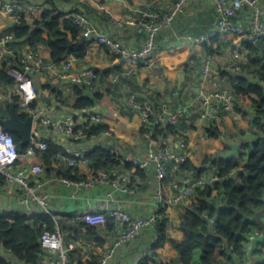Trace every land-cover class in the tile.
<instances>
[{
    "label": "crops",
    "instance_id": "1",
    "mask_svg": "<svg viewBox=\"0 0 264 264\" xmlns=\"http://www.w3.org/2000/svg\"><path fill=\"white\" fill-rule=\"evenodd\" d=\"M4 0H0V4ZM23 3L25 0H20ZM40 5L41 9L48 8L55 4L65 14L70 10L84 11L92 23L103 33L112 34L129 48H140L146 38L145 28L138 23L137 13L139 8L168 9L171 0H137L131 3L128 0H31ZM216 0H190L183 13L175 17L172 24L156 36V50L152 59L145 63L129 65L121 62L107 47L96 42H89L87 51L82 59H77L73 55H67L64 60L73 62V70L79 71L81 67L87 65L99 71V76L94 82L92 89H87L89 94L99 92L101 97L89 109L96 113H101L102 124L112 132L109 136L104 132L80 142L73 141L66 135L52 133L53 138L68 153L74 155L75 152L87 153L95 147L108 149L111 144H115L129 158L143 157L148 148V141L142 135L141 121L138 112L126 102V97L132 90H137L151 96L154 104L166 101L171 108L190 104L195 94L203 89L223 88L229 86L230 76L237 74L234 71L232 50L238 48L242 53V60L249 65V70H242L251 82H259L251 69L258 66L255 62H249L250 53L244 48L240 38L233 34L219 35V42L214 43L213 63L207 76L201 72L202 58L207 53L202 45H196L189 39L191 35H204L214 29L216 24L215 12ZM264 10V0H261ZM38 16L33 17L25 14L24 18L33 21ZM61 18L60 27L63 32L71 36V31L65 26L64 19ZM237 24L249 27V10H240L235 17ZM10 26L7 18L0 13V33ZM231 41V46L228 43ZM18 52L23 51L26 45L17 44ZM38 48L43 54L46 62L50 61V49L45 44H39ZM10 56L0 51V69ZM247 61V62H246ZM106 69L110 70L108 76L101 75ZM58 68H48L46 71L34 75V83L39 93V103L48 110H55L62 114H71L77 124L82 123L83 115L81 110L73 109L63 105L50 93L60 92L63 96L72 93L73 84L57 74ZM239 72V73H240ZM131 79V80H129ZM135 88V89H134ZM45 97H49L50 101ZM252 107L248 104L241 111H233L223 120L218 127V134H213L208 129V123L199 113L177 133L171 134V143L177 150L174 142L183 138L187 145V158L195 166H202L204 171H214L212 161L203 164L207 156L228 157L240 150H248L253 135L251 126ZM37 130V127H36ZM39 135L47 137L39 132ZM59 168L63 175H59L57 170L48 171L44 166V173L38 178L30 177L31 184L42 182L44 188L38 193L46 195L45 203L28 196L24 189L16 185L0 184V210L19 211L25 214L46 212L56 215L62 224H72L75 220H80L79 216L85 209L100 210L109 212L111 209H123L133 216H148L157 211L154 201V191L158 185H162L164 193L168 195L171 190L170 181L179 173L169 168V176L162 184L157 181L155 174L151 170L126 169L125 162L120 161V165L115 166L120 172H126L128 178L126 182L116 183L110 180L99 181L91 185L76 187L67 186L62 183L61 178L67 177L72 180L91 179L94 175L89 164L82 163L75 157L76 165L70 166L69 159L61 157ZM32 161V159L30 160ZM28 162V159H27ZM34 163V162H33ZM133 165V164H132ZM135 166V165H133ZM114 167V166H113ZM138 167V166H137ZM70 172V174H69ZM126 188V190H124ZM28 196L26 202H21ZM179 204H172L176 206ZM175 208V207H174ZM176 209V208H175ZM264 223V211L259 214ZM258 217V216H257ZM176 215L170 216V221H176ZM58 219V220H59ZM105 226H94L97 241L83 238L78 246L83 245L81 260L91 258L92 255H99L111 239L107 237L108 223ZM59 223V222H58ZM114 225V224H113ZM261 225V223H260ZM262 226V225H261ZM264 229V226H262ZM85 230V229H83ZM155 240L153 228L147 229L137 240L120 246L111 264H134L141 254L150 251ZM72 241V240H70ZM101 242V243H100ZM0 255L6 258H13L11 252L0 245ZM17 264H29L14 259Z\"/></svg>",
    "mask_w": 264,
    "mask_h": 264
},
{
    "label": "built area",
    "instance_id": "2",
    "mask_svg": "<svg viewBox=\"0 0 264 264\" xmlns=\"http://www.w3.org/2000/svg\"><path fill=\"white\" fill-rule=\"evenodd\" d=\"M190 0H171L168 9L157 8H139L137 13V21L146 30V38L144 44L140 48H129L125 46L119 39L112 34L101 32L89 19L84 11L70 10L65 16L71 18L79 29V34L86 38L88 42H96L108 48L109 52L118 58L121 62L129 65L148 62L153 58L156 50V36L159 32L167 29L175 17L183 13ZM244 8L249 10V27L237 24L235 17L238 12ZM42 9L38 3L31 0H4L0 4V13H2L10 23V26L18 21L21 16L30 14L33 17L38 16ZM216 24L214 29L204 35L189 36L191 42L196 45H202L210 37L215 35L233 34L246 41L256 43L264 39V10L261 6V0H216L215 1ZM12 32L0 33V51L1 56L7 54L9 60L5 62L2 69L5 73L12 76V83H5L0 80V104L18 105L20 111L33 119V129L30 141L26 144L24 156L28 162L19 164L17 162L19 150L17 143L14 141L10 132L5 131L0 125V144L5 145V149L0 151V177L7 185H16L18 188L24 189L28 196L37 199L41 203H45L46 195L38 193L44 188L42 182L31 184V178H38L44 173V166L41 163H33L30 161L37 153L47 148V142L44 136L34 134L38 124H42L51 129L56 134L66 135L75 142L84 139L85 133L83 127L85 125L102 123L103 117L101 113L91 111L89 108L80 109L83 115V122L77 124L75 118L71 114H62L55 110L45 109L39 103V93L34 83V75L40 74L48 68H58L57 74L68 80L72 84L87 86L92 89L95 80L98 78L96 70L91 66H83L79 71L73 70V62L71 60H63L62 62L48 63L38 46L30 47L26 45L23 51L18 52L17 44L11 43L15 40ZM233 69L236 72L243 70L241 66L242 53L238 48L232 50ZM213 57L211 54H205L202 58L201 72L207 76L211 70ZM126 102L134 108L141 121L142 135L148 141V148L143 157L129 158L122 153L117 145L111 144L108 148L110 154L116 156L121 162L131 163L144 170L154 172L158 182H162L169 176V168L178 172L180 165L187 158V145L183 138H178L174 142L177 150L173 148L171 143V133L165 135L154 136L153 127L155 124L165 126L167 123L177 124L181 119L190 121L193 114L199 113L208 123V126L222 125L225 115L231 113L235 109L236 101L233 89L228 87L203 89L197 92L190 104L171 108L168 102L161 103V110L154 104L151 96L142 92L129 93ZM198 110V112H196ZM223 112L221 115L220 113ZM111 136L109 129L103 131ZM11 141V145H7V141ZM12 153L13 155H9ZM86 153L75 152L74 157L69 159L70 166L76 165L75 157L82 163L89 164L93 177L87 181L72 180L71 178H61L62 183L67 186L75 185L77 188L84 185H91L99 181H107L111 178L116 183L126 182L129 177L126 172H120L117 168L109 167L95 168L91 165V161L85 158ZM217 175L215 171H205L200 176H196L193 170H185L179 173L170 181L171 190L168 195L164 193L162 185H158L154 191V201L156 203L155 212L148 216H133L123 209H111L105 213L100 210L85 209L81 212L79 219L88 225L105 226L108 219L114 222L112 229L108 230L107 237L111 239L103 250L100 251L97 264H111L117 249L137 240L147 229L155 228L158 221V211L166 204H182L190 198L197 188H203L206 185H213ZM126 190V188H124ZM28 196L24 197L21 202H26ZM3 211L0 210V214ZM56 221L53 230L46 229L40 236V261L39 264H71L68 251L77 246L76 241L65 243L64 234L58 224V217L50 214ZM213 221V219H212ZM245 264H252L254 261L253 250L261 248L264 255V230L254 227L245 234ZM233 246L229 247V250ZM148 251L141 254V257L148 255ZM56 259L53 260V256ZM140 257V258H141ZM198 255L192 264H197ZM139 260V259H138ZM138 260L134 263L137 264ZM216 264H228L225 260Z\"/></svg>",
    "mask_w": 264,
    "mask_h": 264
},
{
    "label": "trees",
    "instance_id": "3",
    "mask_svg": "<svg viewBox=\"0 0 264 264\" xmlns=\"http://www.w3.org/2000/svg\"><path fill=\"white\" fill-rule=\"evenodd\" d=\"M128 1L135 3L137 0ZM63 17L65 13L55 4H51L42 10L40 18L28 21L21 16L5 32L14 34L16 39L11 43L14 46L22 43L30 47H37L39 44L47 45L50 49V61L55 64L62 62L67 55L82 59L89 42L79 34V29L71 18L64 19L65 26L71 31V36L63 32L60 27ZM219 41L218 35H215L204 43L207 54L218 50L213 45ZM239 41L250 52L247 55L253 53L250 55L249 62L258 64L256 68L251 69V72L259 82H251L249 78L241 74L242 72L230 76L229 79V86L233 89L236 101L235 109L241 111L248 104L253 109L251 126L254 130V138L250 148L240 150L228 157L207 156L204 159L203 164L212 161L217 179L213 185L197 188L184 203L176 206L166 204L158 211V221L154 228L155 240L148 255L139 258L137 264H192L197 255V264H216L224 260L228 264H245V234L254 227L264 230L257 218L261 211H264V39L256 43L243 38ZM228 43L233 46L231 41L228 40ZM241 66L243 70L250 71L249 65L245 62H241ZM96 73L99 76L98 70ZM109 74L110 70L106 69L101 75ZM0 80L12 83L14 78L0 69ZM133 92L139 91L132 90L129 93ZM50 95L55 96L61 104L77 110L93 106L101 97L99 92L89 94L87 86L79 84H73L72 93L67 96L54 91ZM15 106L20 117L26 118V114L20 111L18 105ZM155 106L161 110V103ZM9 107L10 104H0L1 118L9 115ZM220 114L222 115L223 112ZM186 123H188L187 120L181 119L177 124L167 123L162 127L155 124L154 136L177 133L187 125ZM105 129H107L106 125L102 123L85 125L84 138L96 136ZM208 129L213 131V134H218V127L209 126ZM10 133L14 141L19 143L21 137L17 133ZM45 140L47 148L37 151L32 157V162L45 164L49 172L56 169L59 175H63L57 156L60 154L66 159L74 156L53 138L45 137ZM26 146L24 145L19 151L17 159L19 164L27 161L24 156ZM84 157L89 159L95 168L120 165V159L102 147H95ZM124 167L126 169L134 167L137 173L142 170L127 162ZM190 169L196 176L205 172L203 165L195 166L190 160H185L180 165L178 173ZM1 183L4 181L0 177ZM172 214L177 217L174 222L170 221ZM58 222L63 231L65 243L70 240L79 243L83 238L91 241L100 240L96 237L95 227L81 220H75L68 225L62 224L60 219ZM56 224L54 218L46 212L32 214L19 211L2 212L0 214V245L9 250L13 258L0 255V264H17L14 259L29 264H39L42 252L40 236L46 229L53 230ZM113 226V223H108V230ZM261 242L264 243V240ZM230 246L233 247L229 250ZM83 252V245H77L69 250L71 264H97L98 255L81 260ZM252 253L254 255L252 264H264L261 248H255Z\"/></svg>",
    "mask_w": 264,
    "mask_h": 264
},
{
    "label": "water",
    "instance_id": "4",
    "mask_svg": "<svg viewBox=\"0 0 264 264\" xmlns=\"http://www.w3.org/2000/svg\"><path fill=\"white\" fill-rule=\"evenodd\" d=\"M48 102L50 101L49 97H45ZM0 125L5 131L17 133L21 140L19 143H17V149L20 151L24 145H26L32 135V129H33V119L31 116H27L26 118H21L17 108L14 104H11L9 107V115L6 118L0 117ZM39 132L45 134L47 137H51L53 131L46 126L42 124L37 125V130L34 131V134H38ZM258 220L261 223L262 226H264V223L260 219V216L258 215ZM56 259V255L53 256V260Z\"/></svg>",
    "mask_w": 264,
    "mask_h": 264
},
{
    "label": "clouds",
    "instance_id": "5",
    "mask_svg": "<svg viewBox=\"0 0 264 264\" xmlns=\"http://www.w3.org/2000/svg\"><path fill=\"white\" fill-rule=\"evenodd\" d=\"M7 145L10 146L11 145V141H7ZM5 149V145L4 144H0V151H3ZM9 155H13L12 153H9Z\"/></svg>",
    "mask_w": 264,
    "mask_h": 264
},
{
    "label": "rangeland",
    "instance_id": "6",
    "mask_svg": "<svg viewBox=\"0 0 264 264\" xmlns=\"http://www.w3.org/2000/svg\"><path fill=\"white\" fill-rule=\"evenodd\" d=\"M234 111L236 112L237 110H236V109H234Z\"/></svg>",
    "mask_w": 264,
    "mask_h": 264
}]
</instances>
